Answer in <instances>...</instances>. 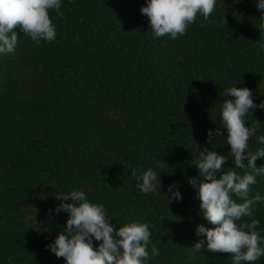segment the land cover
Returning <instances> with one entry per match:
<instances>
[{
    "label": "trees",
    "instance_id": "trees-1",
    "mask_svg": "<svg viewBox=\"0 0 264 264\" xmlns=\"http://www.w3.org/2000/svg\"><path fill=\"white\" fill-rule=\"evenodd\" d=\"M60 2L63 18L49 10L53 41L37 45L16 28L15 53H0V264H66L47 246L65 228L69 215L56 209L75 203L61 200L72 191L103 205L114 233L127 223L148 224L144 264H232L231 254L207 251L206 238L196 235L198 226H213L189 180L203 182L194 162L205 149L227 159L217 178L248 171L234 166L221 112L225 99L234 100L225 95L230 87L249 89L255 105L264 102L258 0H216L208 20L197 14L175 40L154 38L140 12L146 0ZM253 124L247 151L255 153L264 148V109L249 110L245 126ZM255 166H264V157ZM149 168L160 188L143 194L131 173ZM173 185L178 201L169 199ZM257 193L264 197V175L248 198ZM253 219L264 247V201L236 223ZM99 243L93 239L94 248ZM252 264H264V255Z\"/></svg>",
    "mask_w": 264,
    "mask_h": 264
},
{
    "label": "clouds",
    "instance_id": "clouds-1",
    "mask_svg": "<svg viewBox=\"0 0 264 264\" xmlns=\"http://www.w3.org/2000/svg\"><path fill=\"white\" fill-rule=\"evenodd\" d=\"M215 7L216 0H146V6L140 12L147 16L154 38L168 35L175 40L178 35L185 33L189 24L195 22L197 14H202L204 20H208ZM256 8L264 12V0H258ZM50 9L56 10L57 16L63 18L60 0H0V53H15L18 43L14 31L16 28L37 45L41 40L53 41L56 28L49 16ZM225 95L234 98L225 99L222 104L221 118L227 131V144L235 168H247L248 171L241 176L234 170H228L217 178L216 173L221 172L226 157L217 155L215 151L200 150L194 165L203 182L190 179L189 183L198 189L203 219L213 227L206 229L198 226L196 235L206 238L207 251L231 254L232 264H252L264 255V247L260 246L261 238L254 230L259 221L253 219L251 223L240 226L236 222L242 217H250L252 206L264 201L259 193L248 198L250 186L256 183V177L264 175V166H255V161L264 157V148L255 153L247 151L248 140L255 135L257 127L255 124L252 127L245 126L249 110L257 107L264 109V102L255 105L252 92L247 88L230 87L226 89ZM207 135L211 140L213 133ZM215 135L222 136V133L217 129ZM258 142L264 144V135L258 137ZM131 175L139 181L136 187L143 194L154 193L157 187L160 188L158 175L151 168L139 176L137 170L133 169ZM173 187L168 189L171 193L169 199L178 201L180 193L172 192ZM233 194L243 202H235ZM61 200L75 203H62L56 209L57 212L66 211L69 218L64 230L47 248L57 258H63L66 264H144L149 258L151 233L148 224L127 223L114 233L103 205L89 202L83 192L72 191ZM93 239L100 242L98 247L94 248ZM204 243L203 240L195 243L194 250L199 253ZM151 254H159L155 245L152 246Z\"/></svg>",
    "mask_w": 264,
    "mask_h": 264
}]
</instances>
